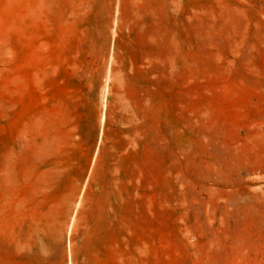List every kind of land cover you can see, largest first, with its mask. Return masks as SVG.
Returning <instances> with one entry per match:
<instances>
[{
	"label": "rangeland",
	"instance_id": "rangeland-1",
	"mask_svg": "<svg viewBox=\"0 0 264 264\" xmlns=\"http://www.w3.org/2000/svg\"><path fill=\"white\" fill-rule=\"evenodd\" d=\"M0 264H264V0H0Z\"/></svg>",
	"mask_w": 264,
	"mask_h": 264
}]
</instances>
